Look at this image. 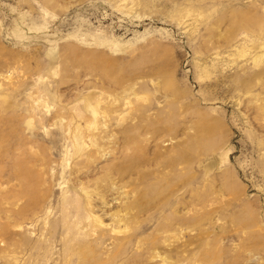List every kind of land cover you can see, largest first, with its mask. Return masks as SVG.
Masks as SVG:
<instances>
[{
	"label": "rangeland",
	"instance_id": "1",
	"mask_svg": "<svg viewBox=\"0 0 264 264\" xmlns=\"http://www.w3.org/2000/svg\"><path fill=\"white\" fill-rule=\"evenodd\" d=\"M0 264H264V0H0Z\"/></svg>",
	"mask_w": 264,
	"mask_h": 264
}]
</instances>
